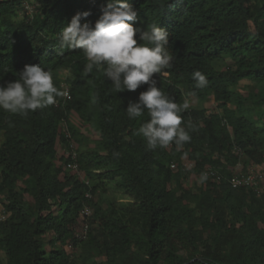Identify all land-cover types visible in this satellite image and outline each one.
Wrapping results in <instances>:
<instances>
[{"label": "trees", "instance_id": "obj_1", "mask_svg": "<svg viewBox=\"0 0 264 264\" xmlns=\"http://www.w3.org/2000/svg\"><path fill=\"white\" fill-rule=\"evenodd\" d=\"M108 2L0 0V84L39 65L69 90L27 118L0 109V264H264V188L229 182L243 155L264 163V115L246 105H264V0H127L137 11L129 23L169 33L173 67L154 74L157 86L178 104L186 93L198 101L181 114L193 125L191 141L154 151L136 134L147 113L126 114L147 85L117 92L103 69L84 74L81 50L59 47V33L76 13L90 12L81 23L94 24ZM196 70L206 74L203 89L192 79ZM245 79L260 86L258 100L236 91ZM211 98L217 110L204 106ZM72 112L98 137L75 125ZM71 142L83 177L59 153ZM183 158L195 167L185 171ZM209 166L219 181L207 176L204 186H183ZM112 185L129 201L111 199ZM86 204L88 232L77 235Z\"/></svg>", "mask_w": 264, "mask_h": 264}, {"label": "clouds", "instance_id": "obj_2", "mask_svg": "<svg viewBox=\"0 0 264 264\" xmlns=\"http://www.w3.org/2000/svg\"><path fill=\"white\" fill-rule=\"evenodd\" d=\"M102 15L93 24L81 23L90 12H78L59 33V47L81 50L88 63L87 75L103 69L117 92H135L142 85L136 101H130L126 109L129 119H137L147 113L148 119L137 130L146 141V150L167 148L175 143L182 146L191 141L190 121H184L182 113L190 107L188 101L178 104L157 86L154 74L162 75L173 67V55L169 51V33L156 24L146 29L134 26L136 9L127 0H109ZM138 35V39L136 38ZM195 87L207 86L206 74L196 70L192 73ZM65 93L54 84L53 73L39 65H25L18 79L0 84V109L27 118L38 109L55 105ZM183 125V126H182ZM116 157L119 153H114ZM201 179H206L202 175Z\"/></svg>", "mask_w": 264, "mask_h": 264}, {"label": "rangeland", "instance_id": "obj_3", "mask_svg": "<svg viewBox=\"0 0 264 264\" xmlns=\"http://www.w3.org/2000/svg\"><path fill=\"white\" fill-rule=\"evenodd\" d=\"M24 15V12L20 14V17H22ZM68 74L67 69L62 71V76H66ZM236 91H238L240 94H242L245 97H248L249 95L251 96H255L253 97V99L258 100V96H260V94L262 93L260 86H258L254 81L249 80V79H245L242 80L239 84V86L236 88ZM186 99L189 102L190 105H197L198 101L192 96L186 93ZM247 106L253 107V112L257 117H261L264 115V105H256L255 103H253V100L250 99L247 104ZM204 106L209 110V111H213V110H217V105L216 102L214 101L213 98L207 100L204 104ZM71 120L72 122L79 126L83 132H85L86 134L90 135L91 138H97L98 135L94 132V131H89L88 128L84 127L81 123V119L79 117V115L75 112H72L71 114ZM1 140V139H0ZM59 153L62 155L64 154L66 157V149H64L63 147H60ZM254 170V171H260V173L264 172V163L263 164H257L254 161H252L251 159H249L248 157H246L245 155L242 156L241 161L239 164H237L234 168H231V172L233 173H238V174H245L247 172H249L250 170ZM77 173V172H75ZM78 174V173H77ZM82 174H84L82 172ZM79 175V174H78ZM202 175L206 176V179H201ZM81 176V175H80ZM208 180V177L205 173L203 174H198L196 172H193L191 174H189L183 181V186L189 189H196L199 188L201 186L205 185V182ZM263 188H264V181L262 184ZM109 197L111 199L117 200L119 202H127L129 201V198H127L120 190H116L113 185L110 187V191H109ZM85 223L86 220L84 218V216L80 215V218L75 226V231L77 234H81V235H86L85 234ZM48 239H52L53 235H47ZM48 246V245H47ZM70 247H68L67 249H69ZM70 250V249H69ZM68 250V251H69Z\"/></svg>", "mask_w": 264, "mask_h": 264}, {"label": "built area", "instance_id": "obj_4", "mask_svg": "<svg viewBox=\"0 0 264 264\" xmlns=\"http://www.w3.org/2000/svg\"><path fill=\"white\" fill-rule=\"evenodd\" d=\"M25 10L28 14H30L32 12V6L28 3H25ZM64 93H65V95H64L65 98L69 97V90H68V86L66 84H64ZM64 130L67 133V136L70 137L71 135L66 131L65 128H64ZM66 157L72 158V161H70L67 165L68 168H71L72 170L77 172L79 175H81V177H83V174L80 171L78 164L76 162V159L78 157V153H77V145L74 142H71L70 149L66 150ZM180 164L185 171H189L195 167V162L190 160V159H187V158H183L181 160ZM178 166H179V164L177 162L171 163V167L174 170L178 169ZM205 174L208 177H210L216 181H219L221 179V175H220L219 171L212 166H209L206 168ZM1 180H2V176L0 173V181ZM263 181H264V172L260 173V171H254L253 169L250 170L249 172L245 173V174L234 173L229 178V182L235 188L249 187V188H254L257 191L263 190V186H262ZM88 196H90V195H88ZM3 208H4L3 205L0 204V220L4 219L6 217V213H5ZM91 214H92V208L89 204H86L82 210V215L84 216L85 220H87V218L90 217ZM84 232H85V234H87V232H88V222L85 223V231ZM77 235H80V234H77Z\"/></svg>", "mask_w": 264, "mask_h": 264}]
</instances>
